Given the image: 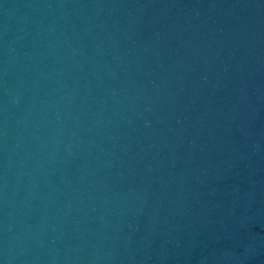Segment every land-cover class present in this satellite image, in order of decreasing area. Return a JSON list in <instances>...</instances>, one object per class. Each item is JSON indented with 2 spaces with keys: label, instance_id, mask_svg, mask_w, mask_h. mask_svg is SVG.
Returning <instances> with one entry per match:
<instances>
[{
  "label": "water",
  "instance_id": "95a60500",
  "mask_svg": "<svg viewBox=\"0 0 264 264\" xmlns=\"http://www.w3.org/2000/svg\"><path fill=\"white\" fill-rule=\"evenodd\" d=\"M0 264H264V0H0Z\"/></svg>",
  "mask_w": 264,
  "mask_h": 264
}]
</instances>
